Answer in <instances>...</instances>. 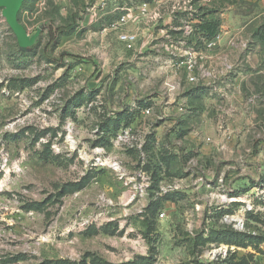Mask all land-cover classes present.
<instances>
[{
  "label": "rangeland",
  "instance_id": "rangeland-1",
  "mask_svg": "<svg viewBox=\"0 0 264 264\" xmlns=\"http://www.w3.org/2000/svg\"><path fill=\"white\" fill-rule=\"evenodd\" d=\"M94 1L24 0L20 22L30 35L41 28L26 49L0 7V264H264L263 65L243 63L239 97L213 90L222 78L207 81L200 66L188 82L181 64L176 100L161 103L145 79L163 64L148 68L138 53L139 26L154 22L151 48L172 38L178 63L194 40L187 31L209 21L262 49L264 8L112 0L107 28L92 20ZM143 2L154 4L147 24L114 27ZM70 24L46 49L49 27ZM129 30L131 47L120 38Z\"/></svg>",
  "mask_w": 264,
  "mask_h": 264
},
{
  "label": "crops",
  "instance_id": "crops-1",
  "mask_svg": "<svg viewBox=\"0 0 264 264\" xmlns=\"http://www.w3.org/2000/svg\"><path fill=\"white\" fill-rule=\"evenodd\" d=\"M250 1L256 4L257 7L264 8V0H250ZM111 2L112 0H95L93 2L91 7H93L94 9L91 10V12L95 14V19H92L93 21H95V23L102 21L106 23L107 28H110L111 26L110 24L113 21L111 17L107 16V14L112 12V9L110 8V10H107L106 8H108L109 3ZM153 5L154 4H151V7H150V15L152 12ZM206 16L209 17L208 15ZM154 17H156V15H154ZM146 18H150L149 15L140 16L138 19H140L139 20L140 22H144L147 24ZM136 22H132V23H136ZM151 24L152 26L150 25L149 27H146V29L141 28L139 26V33H141V35L143 34L140 47L138 48V53L141 54L139 56V60L143 64H147L148 68L152 67L150 63H152L153 65H156V63L164 65V66L161 65L157 71H154V73L157 72V75H160L159 78L157 79L155 78V81L152 80V82H150L151 81L150 78L145 79V81H147V83L149 82L148 85H151L152 87H156V89L158 90V94H156L154 98L161 103L162 102L166 103L167 101L170 102V101L176 100L175 97H176V94L178 93V87L181 85L180 77L178 76V69L180 67L177 64L178 63V56H177L178 50L172 44L175 42L172 38L171 40L173 42L169 40V42H172L170 44L171 46L168 44V45H165L164 48L162 49L161 48L152 49L151 41L154 39V34H153L154 32L152 30L155 28L153 25H156V23L154 22ZM169 26H170V29L173 28V31L176 32L177 30L176 28L177 27V15L176 14H170ZM201 26L203 27V25ZM96 27H98L97 24H96ZM194 28L195 29L193 32V36L194 35L195 36L193 37L194 40H191L192 44L190 45L192 47L194 46L196 50H200L202 54V59L199 62V66L202 68H205L203 72L208 73L206 80L208 81L211 78L220 80L222 78L221 81L224 84L221 85L220 87L215 86L213 90H217L218 92L220 93L222 92V94L227 95L226 89L233 87L234 96L240 97V83L242 80V70H244V67H245L243 66V63H245L246 65L252 66L253 69L255 70L260 65L261 66L263 65L262 67H264V48L262 49L257 48L254 51H249L247 50V48H243L241 46V43L239 42L240 36L238 34L232 37L231 36L229 37L227 36L226 32L220 33V30L215 34V36L219 35L216 45L213 47H208L206 45V42L210 39H208L205 36L204 31L196 32L197 31L196 27L194 26ZM121 29L124 30L123 27ZM171 33H172V30H171ZM258 36L260 37L261 40L264 41V33H261L260 30L258 32ZM137 55L138 54L135 53L133 57H137ZM257 59H261L263 63L258 64ZM140 62L137 61L135 62V64L139 65ZM262 69L264 70V68ZM146 71H147V68L145 69L144 74H146ZM231 72L234 74L235 73L237 74V75L235 74L232 79L229 77ZM150 73L153 74L152 71ZM187 81L190 82L189 80ZM141 83L142 82H140V85H143ZM190 83L196 84L198 83V81L190 82ZM198 87L199 88L195 89L194 90L195 92L192 93L193 95L196 93V90L198 92L200 90L206 89L204 88V86L201 87L200 84L198 85ZM168 109L174 110V111L177 109V112H178V107L176 108L175 106L172 108L171 106L169 107L167 106V104H165L164 111L166 114H167ZM177 112H172V113L177 114Z\"/></svg>",
  "mask_w": 264,
  "mask_h": 264
},
{
  "label": "built area",
  "instance_id": "built-area-1",
  "mask_svg": "<svg viewBox=\"0 0 264 264\" xmlns=\"http://www.w3.org/2000/svg\"><path fill=\"white\" fill-rule=\"evenodd\" d=\"M174 1V0H173ZM179 1V0H177ZM185 3L189 2L191 3L192 0H182ZM150 7H151V3L150 2H143L140 7H139V11L138 13H126L124 14L120 20L118 22H116L114 25L115 28H117L118 25H124L127 24L129 22H136L137 19L140 16H146L149 14L150 12ZM94 8L92 7L91 10H93ZM157 15V14H156ZM194 30H189L187 31V34H192L191 32ZM120 38L126 42H128L129 46L131 47L134 42L137 39V33L136 32H131V31H122L120 34ZM219 38V35L214 36L213 38H211L210 40H208L206 42V45L208 47H213L216 45L217 40ZM186 54H185V59L182 60L180 63H177L178 66H180L181 64H184L187 72H188V80L190 82H197L199 81V76L195 73L196 68H199V58L202 59V54L201 52L197 51L194 46L192 47H188L186 50ZM207 72H203L202 73V77L205 78L207 77ZM179 111H184V107L181 105L179 106ZM151 113V109L147 108L144 110V115H148ZM133 130L134 127L129 126L127 128H122L121 129V133L118 137V141H122L124 139H129L132 135H133ZM144 142H140V146H143ZM144 191V189H142V192ZM161 217H163L165 215V212H161Z\"/></svg>",
  "mask_w": 264,
  "mask_h": 264
},
{
  "label": "water",
  "instance_id": "water-1",
  "mask_svg": "<svg viewBox=\"0 0 264 264\" xmlns=\"http://www.w3.org/2000/svg\"><path fill=\"white\" fill-rule=\"evenodd\" d=\"M23 1L24 0H0V7H3V16L16 34L19 46L26 49L35 42L41 28H38L36 33L30 35L26 27L20 22L18 14Z\"/></svg>",
  "mask_w": 264,
  "mask_h": 264
},
{
  "label": "trees",
  "instance_id": "trees-1",
  "mask_svg": "<svg viewBox=\"0 0 264 264\" xmlns=\"http://www.w3.org/2000/svg\"><path fill=\"white\" fill-rule=\"evenodd\" d=\"M218 26H219V23L217 22H206V25L203 24V27L201 28V30L204 31L205 33V36L208 38V39H211L215 36V34L218 32ZM74 27L73 24H70V25H67V26H53L51 25L49 27V33H50V41L46 47V49L48 48V46L51 44V43H54L56 42L57 38H58V35L61 34L62 32L68 30V29H72ZM81 186V184H80ZM158 203V202H157ZM159 204V203H158ZM155 207L151 206L150 207V210L151 212L155 211Z\"/></svg>",
  "mask_w": 264,
  "mask_h": 264
}]
</instances>
